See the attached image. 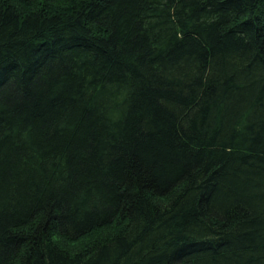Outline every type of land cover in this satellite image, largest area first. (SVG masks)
Masks as SVG:
<instances>
[{
    "label": "trees",
    "instance_id": "obj_1",
    "mask_svg": "<svg viewBox=\"0 0 264 264\" xmlns=\"http://www.w3.org/2000/svg\"><path fill=\"white\" fill-rule=\"evenodd\" d=\"M0 264H264V0H0Z\"/></svg>",
    "mask_w": 264,
    "mask_h": 264
}]
</instances>
